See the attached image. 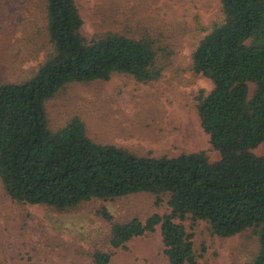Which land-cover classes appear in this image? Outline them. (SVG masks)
Listing matches in <instances>:
<instances>
[{"label": "trees", "instance_id": "obj_1", "mask_svg": "<svg viewBox=\"0 0 264 264\" xmlns=\"http://www.w3.org/2000/svg\"><path fill=\"white\" fill-rule=\"evenodd\" d=\"M53 51L38 71L21 82L0 84V180L18 203L66 211L93 200L115 201L152 193L170 211L145 220L111 223L108 246L87 253L108 264L117 250L160 226L171 264H202L185 220H204L210 231L230 237L252 229L259 251L244 264H264V0H221L223 19L214 23L193 53L192 69L214 87L196 96L204 130L219 152L139 155L97 142L75 116L63 127L49 125L47 102L74 82L108 80L115 74L139 82L161 78L171 50L151 35L108 31L91 38L76 0H45ZM0 264H8L0 260Z\"/></svg>", "mask_w": 264, "mask_h": 264}, {"label": "rangeland", "instance_id": "obj_2", "mask_svg": "<svg viewBox=\"0 0 264 264\" xmlns=\"http://www.w3.org/2000/svg\"><path fill=\"white\" fill-rule=\"evenodd\" d=\"M91 38L108 31L146 34L171 50L161 78L148 83L115 74L108 80L74 82L47 102L50 128L75 116L97 142L116 144L139 155H170L205 150L220 155L204 130L196 96L213 82L192 69L193 53L215 22L223 19L221 0H76ZM53 51L45 0H0V84L31 78ZM264 156V143L252 149ZM106 205L116 220H145L170 211L152 193L115 201L93 200L58 211L18 203L0 180V260L8 264H93L87 253L108 246L111 223L98 209ZM194 235L202 264H244L259 251L252 229L230 237L213 234L204 220L183 221ZM108 264H171L164 253L160 226L130 239Z\"/></svg>", "mask_w": 264, "mask_h": 264}]
</instances>
